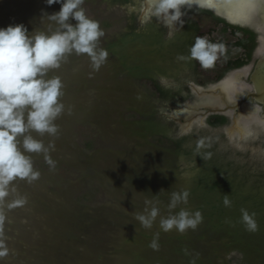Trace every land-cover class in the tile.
I'll list each match as a JSON object with an SVG mask.
<instances>
[{
  "label": "rangeland",
  "instance_id": "obj_1",
  "mask_svg": "<svg viewBox=\"0 0 264 264\" xmlns=\"http://www.w3.org/2000/svg\"><path fill=\"white\" fill-rule=\"evenodd\" d=\"M141 6L142 0H84L81 7L104 32L98 45L108 57L93 71L86 55L73 53L49 71L63 82L64 111L55 121V136L31 134L46 147L54 145L48 152L54 166L44 153H26L39 177L13 181L15 191L5 198L23 203L5 209L2 227L9 254L0 264H264L262 252L246 258L233 250L237 244L227 252V227L210 224L198 188L206 162L214 165L213 175L223 177L229 188H214L211 201L226 192L231 204L239 203L227 213L237 212L241 221L242 209L253 214L256 232L245 226L243 232L264 240V132L239 144L209 128L177 135L161 118L162 101L152 83L187 69L188 54L181 48L186 38L169 39L154 17L146 13L142 18ZM59 8L44 0H0V27L55 30L47 13ZM197 20L205 38L204 20ZM149 115L155 123L146 127ZM160 134L179 139V146ZM184 190L187 203L170 210L172 194ZM146 201L159 207L151 228L135 219ZM181 208L199 210L202 221L183 233L163 231L160 218ZM154 240L155 249L150 246ZM261 248L264 252V243Z\"/></svg>",
  "mask_w": 264,
  "mask_h": 264
},
{
  "label": "clouds",
  "instance_id": "obj_2",
  "mask_svg": "<svg viewBox=\"0 0 264 264\" xmlns=\"http://www.w3.org/2000/svg\"><path fill=\"white\" fill-rule=\"evenodd\" d=\"M190 2L148 0L145 11L148 19L154 17L169 29L168 38L171 39L177 26L183 27L184 9ZM44 3L60 5L58 11L43 12L55 23V30L29 33L23 24L0 27V258L9 254L2 227L5 209L23 203L22 200H5L15 191L13 181L26 179L31 182L39 177L26 153H44L46 162L54 166L48 155L54 145L46 147L31 134L55 136L58 132L55 121L64 111L60 100L64 85L59 76L50 77L49 71L58 69L73 53L86 55L93 71H98L108 57L107 50L98 45L104 32L98 21L86 15L81 7L84 0H44ZM223 47L197 37L190 48V57L198 60L203 68H211ZM188 196L187 190L174 192L168 208L174 210L181 203L186 204ZM223 203L225 207L231 204L227 196ZM146 205L144 213L135 219L143 227L151 228L159 215V207L151 201H146ZM241 213L246 229L256 231L258 226L253 214L246 209ZM201 221L199 210L192 213L181 208L178 213L161 217L160 227L165 232L175 228L183 233L189 228L194 230ZM150 246L157 248L155 240Z\"/></svg>",
  "mask_w": 264,
  "mask_h": 264
},
{
  "label": "flooded vegetation",
  "instance_id": "obj_3",
  "mask_svg": "<svg viewBox=\"0 0 264 264\" xmlns=\"http://www.w3.org/2000/svg\"><path fill=\"white\" fill-rule=\"evenodd\" d=\"M144 4L142 0L140 12ZM184 12L182 31L177 27L173 35L178 37L182 34L186 38L181 48L188 54L187 69L178 70L171 78H156L152 83V88L162 101L161 118L172 122L177 133L179 125L175 120L168 118V115L187 101L194 103L197 96L190 83L210 89L213 85L227 80L232 86L236 85V90L224 88L216 89L211 93L239 95L234 109L231 110L235 114L234 117L239 119V126L264 129V102L258 101L255 97L259 91L253 78L258 63L264 61V3H260L259 0H255L254 5H250L249 0H191ZM197 17H202L204 20L205 38L224 46L214 65L204 72L199 71L200 62L190 57V48L195 39L202 35ZM250 17L257 19L249 23ZM142 18H146L145 14ZM156 22L158 30L168 35L169 29L157 19ZM192 23L197 27V32L191 36L189 24ZM240 83L248 86L243 92L239 90ZM164 93L172 96L168 103L163 97ZM207 100L206 98L204 102ZM232 121L233 116L219 113H209L205 118L206 126L212 130H222Z\"/></svg>",
  "mask_w": 264,
  "mask_h": 264
},
{
  "label": "water",
  "instance_id": "obj_4",
  "mask_svg": "<svg viewBox=\"0 0 264 264\" xmlns=\"http://www.w3.org/2000/svg\"><path fill=\"white\" fill-rule=\"evenodd\" d=\"M144 2V8H142L141 11L143 15L146 14L145 8L148 0H144ZM253 78L256 89L259 91L255 97L258 101L264 102V61L258 63L256 67V75ZM229 84L230 83L225 80L221 83L213 85L210 89H206L191 82L190 86L197 96L194 103L187 101L181 106L173 109L168 115V118L175 120V122L179 125L177 135L185 134L194 127L208 128L205 124V118L209 113H219L221 115L233 116L232 123L221 130L226 139L232 143L239 144L240 142L246 141L247 138L255 136L258 132H264V129L247 128V132L250 134L242 135L244 128L239 126V119L235 118L234 112L231 111L234 109V104L239 99V95H215L211 93L216 89L228 88ZM230 87L231 89H235L236 85H231ZM206 98L208 100L207 102H204ZM248 109L250 110V108ZM202 262L200 264H210Z\"/></svg>",
  "mask_w": 264,
  "mask_h": 264
},
{
  "label": "trees",
  "instance_id": "obj_5",
  "mask_svg": "<svg viewBox=\"0 0 264 264\" xmlns=\"http://www.w3.org/2000/svg\"><path fill=\"white\" fill-rule=\"evenodd\" d=\"M189 28L191 31L190 32L191 36L197 32V27L195 26V24H193V23L189 24ZM191 39H193V38H190V40ZM163 97L165 99L172 98V96H170L167 93H164ZM144 122H145L146 127H147L148 123H149L148 127H150V123L154 122L153 115L146 116ZM167 123H169V125L171 127L175 128V126L172 122L168 121ZM153 134L159 135L158 133H156V131L155 132L153 131ZM160 136L163 137L164 139H167L174 146H177V147L179 146V139L172 137V136H167L164 134L163 135L160 134ZM206 163H207V165L205 164L204 170H202V176L199 180L200 186L198 187V188L201 187V190L203 191L202 198H203L204 202L202 204V208L205 207V209H207L206 211H208L207 213H208L209 217H211V219H212V220H210V224H212L213 228H220V227H223L224 225L227 227L226 231H227V234L229 236V244H225V247L227 248V252L230 251V246L237 244L239 248H234L233 250L236 249V250H239L240 252L244 253V256L246 258H250V256H252L253 252H255L257 254L262 252V255H263L264 252L262 251L261 247L264 243V240L261 239V237L259 239H257V238L254 239L252 237L248 238V235L244 234L245 232H243V230H244L243 226H245V225L241 221L240 216L235 217V216H237V212L232 211L229 214L227 213L228 208H235L236 205H238L239 203L235 202L234 204H230L229 207H225L223 200H224L225 194H227L226 192L221 194L222 197H218V198L216 197V200L211 201L212 197L210 198V194H209L210 191H212L216 187H220L223 190H226L229 188V186L227 184H225V182H224L225 179L223 177L218 178V177H215L213 175L214 165L211 166L208 162H206ZM257 203H260V202H257ZM241 206H243V205H241ZM262 229H263V227H262ZM262 229H260V230H262ZM257 240H259V241H257ZM262 255L259 254L258 257H261ZM248 263L251 264V262H248ZM198 264H200V263H198Z\"/></svg>",
  "mask_w": 264,
  "mask_h": 264
},
{
  "label": "snow or ice",
  "instance_id": "obj_6",
  "mask_svg": "<svg viewBox=\"0 0 264 264\" xmlns=\"http://www.w3.org/2000/svg\"><path fill=\"white\" fill-rule=\"evenodd\" d=\"M259 2L260 3H264V0H259ZM254 3H255V0H249V4L250 5H254ZM253 19H257V18L256 17H250L249 20H248V22L249 23L252 22ZM233 83H235V82H233ZM247 87H248L247 85H244L243 83H240L239 90L243 92V91H245L247 89ZM248 134H250V133H248L247 132V128L244 127L243 132H242V135H248Z\"/></svg>",
  "mask_w": 264,
  "mask_h": 264
},
{
  "label": "bare ground",
  "instance_id": "obj_7",
  "mask_svg": "<svg viewBox=\"0 0 264 264\" xmlns=\"http://www.w3.org/2000/svg\"><path fill=\"white\" fill-rule=\"evenodd\" d=\"M228 86H229L228 89H231V87H230L231 85L229 84ZM193 117H194V116H193ZM250 117H251V116H250ZM248 119H249V117L246 119V121H247ZM252 119H253V118H252ZM246 121H245V122H246Z\"/></svg>",
  "mask_w": 264,
  "mask_h": 264
}]
</instances>
